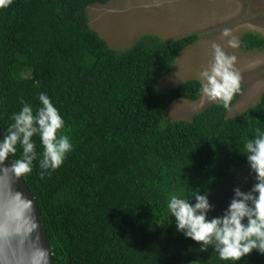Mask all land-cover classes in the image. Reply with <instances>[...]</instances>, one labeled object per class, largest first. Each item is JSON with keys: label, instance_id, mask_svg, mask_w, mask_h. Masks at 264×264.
I'll return each mask as SVG.
<instances>
[{"label": "trees", "instance_id": "16d2710c", "mask_svg": "<svg viewBox=\"0 0 264 264\" xmlns=\"http://www.w3.org/2000/svg\"><path fill=\"white\" fill-rule=\"evenodd\" d=\"M109 1L11 0L0 7V135L21 99L35 111L44 91L73 143L57 169L41 176L38 155L24 175L47 228L52 264H264L256 249L238 261L220 259L212 246L201 251L200 242L176 231L167 210L170 194L198 188L211 196L239 170L254 180L241 152L257 128L264 130V91L236 115L228 111L241 83L228 109L214 101L190 119L167 117L175 100L202 97L198 78L159 85L200 35L148 33L130 47H113L88 12ZM241 39L246 50L264 48L258 32ZM33 140L42 154L39 136ZM21 152L17 145L12 158Z\"/></svg>", "mask_w": 264, "mask_h": 264}, {"label": "clouds", "instance_id": "9594fccd", "mask_svg": "<svg viewBox=\"0 0 264 264\" xmlns=\"http://www.w3.org/2000/svg\"><path fill=\"white\" fill-rule=\"evenodd\" d=\"M11 0H0V7H7ZM224 36H230V29L223 30ZM230 47H238L239 40L230 36L227 40ZM213 59L210 66L199 73V92L209 100L217 101L228 109L234 94L240 91L241 76L235 69L237 57L225 52L224 48L213 42ZM40 106H33L21 99L22 107L11 116L12 123L6 132L0 135V175L5 170L20 178L32 171L33 161L37 160L43 176L45 172L57 169L73 148V143L64 133L65 120L60 109L53 103L52 98L44 91L37 96ZM38 135L43 146L42 154L36 150L33 136ZM17 145L22 149L18 158L10 164L4 162L15 157ZM250 173L254 174L255 183L247 191L237 185L233 195L219 215H209L213 209L209 201V192L192 189L185 196L170 194L167 210L170 220L174 218L176 231L186 238L200 242V250L209 246L218 253L222 260L238 261L242 256L256 249L264 253V130L257 128L252 138L244 144V151ZM182 191V190H181ZM15 196L21 201L17 215L27 213L31 220V231L36 232L38 225L31 214L32 203L16 191ZM43 260L35 258L27 264H46L47 250L39 244L38 233L35 236Z\"/></svg>", "mask_w": 264, "mask_h": 264}, {"label": "rangeland", "instance_id": "374dc122", "mask_svg": "<svg viewBox=\"0 0 264 264\" xmlns=\"http://www.w3.org/2000/svg\"><path fill=\"white\" fill-rule=\"evenodd\" d=\"M90 24L113 47H130L144 34L154 33L165 39L198 32L200 37L186 47L176 59L173 70L164 75L160 87L176 86L189 78H198L200 71L210 66L213 59L212 43L220 44L226 53L234 54L235 69L239 71L244 90L228 115H236L256 103L264 91V48L246 50L242 45L245 32L264 35V0H110L95 3L89 9ZM239 40L238 47H230L223 30ZM214 101L202 95L200 99H177L167 109L171 119H190L199 109ZM254 180L239 170L227 187H222L209 201L212 211L222 213L233 189L251 188Z\"/></svg>", "mask_w": 264, "mask_h": 264}, {"label": "water", "instance_id": "95a60500", "mask_svg": "<svg viewBox=\"0 0 264 264\" xmlns=\"http://www.w3.org/2000/svg\"><path fill=\"white\" fill-rule=\"evenodd\" d=\"M12 159L10 157L4 163L10 164ZM16 191L23 193L32 203L31 214L38 225L36 232L31 231V220L27 213L17 215L21 201L15 196ZM37 233L39 244L47 250L46 264H52V246L36 196L24 176L16 178L10 171L5 170L0 175V263L27 264L33 258L43 260L35 240Z\"/></svg>", "mask_w": 264, "mask_h": 264}]
</instances>
